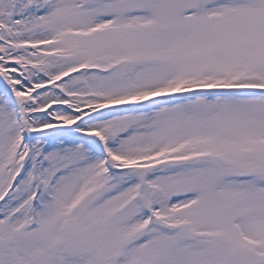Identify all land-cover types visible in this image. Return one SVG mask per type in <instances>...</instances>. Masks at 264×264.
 I'll list each match as a JSON object with an SVG mask.
<instances>
[{"label": "snow or ice", "instance_id": "snow-or-ice-1", "mask_svg": "<svg viewBox=\"0 0 264 264\" xmlns=\"http://www.w3.org/2000/svg\"><path fill=\"white\" fill-rule=\"evenodd\" d=\"M0 264H264V0H0Z\"/></svg>", "mask_w": 264, "mask_h": 264}]
</instances>
